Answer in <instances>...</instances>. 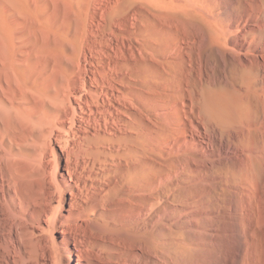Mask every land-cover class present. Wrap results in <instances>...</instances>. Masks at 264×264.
I'll list each match as a JSON object with an SVG mask.
<instances>
[{
  "label": "bare ground",
  "instance_id": "bare-ground-1",
  "mask_svg": "<svg viewBox=\"0 0 264 264\" xmlns=\"http://www.w3.org/2000/svg\"><path fill=\"white\" fill-rule=\"evenodd\" d=\"M182 32L187 36L179 39L192 46L243 58H229L238 67L231 73L238 71L246 93L262 98L246 116L243 158L224 181L234 186L231 205L239 215L231 249L238 251L227 262L264 264V0H0V264H134L152 256L169 264L162 256L170 250L156 251L169 231L165 237L158 231L160 238L153 231L171 225L168 188L155 190L170 162L153 156L181 133L164 86L178 76L155 57L166 55ZM206 96L192 101L209 122L223 128L242 122L245 113L213 120L211 110H219ZM197 186L190 188L198 193ZM206 192V199L214 196ZM205 210L192 221L200 222ZM208 217L201 244L189 239L178 248L189 253L198 245L197 262L217 264L223 240L211 241L214 217Z\"/></svg>",
  "mask_w": 264,
  "mask_h": 264
},
{
  "label": "rangeland",
  "instance_id": "rangeland-1",
  "mask_svg": "<svg viewBox=\"0 0 264 264\" xmlns=\"http://www.w3.org/2000/svg\"><path fill=\"white\" fill-rule=\"evenodd\" d=\"M186 36H187V33L185 34V32H182L180 35H178V39L181 37H183V39H185ZM170 42H173V46H172L173 50L172 49L169 50L166 53V55L158 52L157 56L155 57V60H156L157 64L159 63L158 65H168L167 68L170 66L168 68V72L172 71L171 74H176L178 76L177 79H173V80L169 81L170 83L168 82V84L164 85V86H165V88L168 87L166 89L168 91L167 96L169 97V98L166 97L167 100H169L170 98L172 99V100L170 99L168 101L169 110L175 111L178 109V111H177L178 113H174V115H173L174 117L172 116L173 120L177 123L179 121V124H177V123H175V124H176L177 128L179 129V131H181V133L183 132L182 134H184L185 136L182 135L181 133H176V136L173 137V139H172V137H170L169 138L170 140H168L165 144L158 147L156 150L157 154L155 153L154 154L155 156H153V160H156L161 165L165 164L167 162H170V163L175 162L174 164H176L174 166H170V163H168L169 169L171 172H169L168 174L160 176L155 181V184H156L155 190L159 189L161 191H166L168 188L167 197L170 200L171 205L173 206V211H174L173 213L170 214V220L168 222L171 225L169 226L168 229H165L164 226L162 224H160V225H157L153 231L154 233L156 232L155 235L158 236L159 238L161 237L158 235L159 233H160V235H161V233H163L162 235H163V237H165V236H167L165 233H168V231H169L168 237L167 238L165 237V240L160 241V246L158 245L160 248H158L156 251H159V249H160V251L167 253L168 250H170L164 257L162 256L163 259L165 258V260H163V262L166 261L169 264H181L182 262H183L182 264H184V263L185 264H188V263L192 264V261H193V264L195 263V261L197 264L198 263L202 264L200 261L197 262L198 257H199V255H197V254H200V253L198 251L196 252L195 249H197L198 245H194V248L192 246L191 247L192 252L189 251V253L187 252L188 250L186 252L182 251L181 249L178 248V246L180 248H183L184 247L183 243L186 240L188 241L189 239H191V240L193 239L192 241L194 243L197 242V244H201V240L206 237L204 230L209 224V222L206 221V217L211 216V217L215 218V219L213 218V220H214L213 232H212V235L210 234L211 235V237H210L211 241H216V243H217V242H220L223 240V243L220 242L221 244L220 243H219V245L217 244L218 245L217 248L219 247L218 250L220 249L219 251L217 250L218 253L220 252L218 254V259L220 258V260H219L220 262H218L217 264H223V263L228 264L230 257L234 256L238 251V250L237 251L235 250L236 252L233 251L235 249L234 245L236 244V241H237L236 240L233 242V240L238 235V233H235L236 230L234 229V226L237 225V223H236V221H233V220H236L239 215H237L236 217L234 216L237 212L235 211L236 209L234 208L235 207L234 204L231 205V203L234 202L233 200H235V197H234L235 194L231 190L232 187H234V186L232 184H228L229 187H227V185L225 183L226 181H224V180H226L227 178H230L228 172L231 170V166L238 163L239 160H241L240 159L241 157L243 158V156H241V154L244 153V151L246 149V138L248 137L247 136V130L249 129L246 116L254 114L257 112V110L255 112V109H257L256 108L257 107L256 103L258 102L257 100H259V102H262L261 101L262 98L257 99V97L254 93H251L249 95L248 94L249 92L246 89L245 90L248 93L245 92L244 87L241 86V85H243V83H241L238 80L239 73H238L237 69H236L237 74L231 73L237 67L236 65H229L232 62V61H230L231 57H233L232 58L234 60L233 62H235V63L237 61L241 62L243 58L240 59L241 57L239 55H236V54L233 55L232 53L228 52V50H226L227 52H225V51H222V49L220 51L218 50L219 51L218 52L217 50L215 51V49H212V48L208 49L204 45L199 46V47H195V46L190 45L187 42V40H180V39H179V41L170 40ZM175 46H177V47H175ZM229 58H230V60H229ZM222 61L226 62V65L228 64V66L225 67L227 69L226 70L227 72L223 71L225 68L223 66H221V65H223ZM192 63H194V64L191 65ZM177 65H182V66L180 68H177V67L175 68L174 66H177ZM234 66H236V67H234ZM195 67L196 68L198 67L201 70V72H200L201 74L200 73L195 74L196 73ZM231 67L234 69H232ZM184 68L186 69L185 71H184ZM186 73L189 74V76H190V77H188V81L185 77ZM203 73L205 74V76ZM192 74H194V75H192ZM233 74H235V76ZM201 75H202V77H200ZM237 75H238V78L236 77ZM191 77H194L195 79L192 78V79H194L192 81L190 79ZM171 78L172 77L170 76V79ZM233 78L236 81H233ZM197 80L200 83V85L198 83H196V86H195V83L193 84V82H196ZM226 80H227L228 84L226 83ZM237 81H239V83H237ZM207 82H209L210 85L207 84ZM211 82L215 83V84L213 85ZM229 82H231V83H229ZM189 83H192L191 85H194L193 87L195 89L199 90L198 95H196L197 93L195 94V92H197V91L191 85H189ZM202 83H203V85L206 86V89L204 88L205 86L202 87L203 86ZM185 85H187V86H185ZM161 87L162 86H160L158 88H161ZM191 87L194 91L191 89L190 95H191L192 99H190V101H189L190 95H189V92L187 93V90L190 91L189 88H191ZM207 88H210L211 90L213 88L214 91H211V92H213V93H211L212 95H209V93L206 94V92H208L210 90ZM204 90H205V92H204ZM243 92H245V93L242 94ZM247 94L251 97L252 101L250 100L249 96L247 98ZM252 94H254L255 97H253ZM205 95H208L210 97V99L208 98L209 99L208 103L210 104V106L211 105L215 106V107L217 106L216 108L219 110V111L211 110V113L213 112L212 114L215 117L213 119L212 115H210L211 119H213L215 121L217 120V122H218L219 116H222V115L225 116L228 112L229 113L231 112V115L233 113L232 116H236L237 114L240 115V113H241L240 116H242V114L245 113V115L243 114L244 117L241 120L242 122H239L240 124H238V125L232 124V125H230V127H226V128L221 127L220 124L218 125V123L209 122V119L205 118L203 113L201 112V105L197 101H192V100H194L193 97H195V100H196L197 96H199V97L204 96V98L207 99V96L205 97ZM242 95H245L246 99H244L245 96H242ZM177 96H178V98H177ZM253 98L254 99L256 98L257 100L256 99L254 100ZM213 99H215V100H213ZM243 99L245 101L247 100V102H246L247 104L245 103V101ZM210 100H211V102H210ZM213 102H215L216 105L211 104ZM251 102L254 104L255 107L253 106V104ZM215 107H214V109H216ZM224 109H227V110L225 111ZM248 109H251L252 112H251V110L249 111ZM198 110H199V112H198ZM214 111H216L217 113ZM175 117L178 119L175 120ZM181 117H183V118H181ZM204 118H205V120H204ZM244 118L246 119V121L244 120ZM205 121H206V123H205ZM205 127H206V129H205ZM180 129H182V130H180ZM176 132H178V130ZM177 134H179V135H177ZM236 138H238V139H236ZM241 139H242V141H241ZM234 152H235V155H234ZM214 156H215V159H214ZM233 156H234V159H233ZM236 156H238L237 162H235ZM172 159H175V160L171 161ZM211 160H212V162L215 160V163L217 165L216 164L214 165V162L212 163ZM227 160H229V161H227ZM220 161H222V162L225 161V162L220 164ZM208 162H210V163L208 164ZM231 162H233V163H231ZM208 166H210V167H208ZM215 166H217V167H215ZM193 167H197L198 173H196V174L189 173V170H192ZM178 170L186 172V174L184 175L183 178H178V177L173 176V173L175 171H178ZM211 173H212V175H211ZM226 174H227V177H226ZM208 182H210V183H208ZM221 182H224V183L222 184ZM212 183H213V185H212ZM238 183L240 184V182H238ZM238 183L236 182V186L238 185ZM242 183L243 182H241V184ZM200 184H202V185H200ZM209 184L211 185V187ZM217 184H218V187H217ZM219 184L222 186H219ZM194 185H198L200 187V190H199V187L197 186L198 190H199L198 193H196L193 190V188H190V187H194ZM223 185H225L226 187L225 186L223 187ZM219 187H220V190H221V188L223 190H225L226 194H225V191H223V190L220 191ZM187 188L190 190L192 189V190L187 191L188 190ZM210 188L213 190V193L210 190ZM205 189H206V191H210L209 192L210 194H214V196L206 199L209 195H206L207 192L205 191ZM230 190L232 191V193ZM196 191H197V189H196ZM201 191H202V193H201ZM230 198L233 200H231ZM225 200L228 201V206H226L227 201H225ZM182 204H183V206H182ZM223 204H224V206H223ZM204 207L206 210L204 211V213L200 214L202 220L198 223L192 221V220H194V215H195L196 211L197 210L200 211L201 209H204ZM180 211L182 213H180ZM233 212H235V213H233ZM172 215H174V216H172ZM224 218H225V220H224ZM203 219H204V221H203ZM216 219L220 220V221H217ZM222 219L224 221H222ZM206 222H208V223H206ZM231 224L233 226H231ZM194 225H195V228L193 227ZM227 227H228V229H227ZM229 227L231 228L230 229L231 231H233V229H234V231L230 232ZM158 231H160V232L157 233ZM179 231L182 232V234ZM175 232L180 233V234L178 233V237L180 235L179 238L176 235H174ZM222 232H223V235H222ZM231 233L232 234L235 233V234H233V236H232ZM219 237L221 238V240L219 239ZM232 238H234V239L232 240ZM236 239H238V238H236ZM139 240L140 239H138V241ZM224 240H225V242H224ZM144 241H145V243L143 241H140V243H142L143 246L147 247L148 245L146 243L148 241H146V240H144ZM164 242H166V243L169 242V245H167L168 243L167 244L165 243V245H164ZM231 242H232V244H231ZM170 243H171V245H170ZM179 243L180 244L182 243L181 246ZM176 244H177V247L175 246ZM222 244H224V245H222ZM213 245L214 244H212V242H211V246H213ZM158 246H152L151 248L153 249V248L158 247ZM224 246L225 247L227 246L226 249ZM208 247H209V245H208ZM165 248H166V250L164 251L163 249H165ZM185 248H187V247H185ZM174 249H175V251H174ZM231 249H233V250H231ZM171 250H173L174 254L172 253ZM177 250H180V251H178L179 255H177L178 254ZM231 251L233 252V254ZM170 253L172 255H177V256H173L171 258L172 255ZM190 254H192L191 257H189ZM178 256L180 258H178ZM223 256H226V257H223ZM168 257H169L170 262H168V260H167ZM192 257H194V258H192ZM222 257L224 259L226 258L227 260L225 259L226 260L225 261ZM173 258H175V259L172 260ZM180 260L181 261L183 260V261L180 263ZM186 260H187V262H184ZM151 261H158V260H157V258H154L152 256L150 260L145 261L146 263H144V261L142 259H138V260L134 261V264H142V263H144V264H152V263L157 264V262H151ZM158 263H160V262H158Z\"/></svg>",
  "mask_w": 264,
  "mask_h": 264
}]
</instances>
